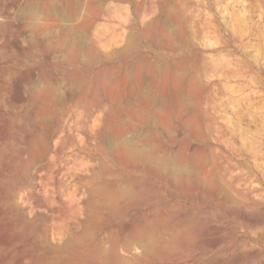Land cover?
Listing matches in <instances>:
<instances>
[{
	"label": "rangeland",
	"instance_id": "1",
	"mask_svg": "<svg viewBox=\"0 0 264 264\" xmlns=\"http://www.w3.org/2000/svg\"><path fill=\"white\" fill-rule=\"evenodd\" d=\"M143 228L128 264H264V0H0V264Z\"/></svg>",
	"mask_w": 264,
	"mask_h": 264
},
{
	"label": "bare ground",
	"instance_id": "2",
	"mask_svg": "<svg viewBox=\"0 0 264 264\" xmlns=\"http://www.w3.org/2000/svg\"><path fill=\"white\" fill-rule=\"evenodd\" d=\"M164 218H165V217H164ZM164 221H166V218L164 219ZM158 223H159V222H158ZM165 223H166V222H165ZM151 225H152V224H151ZM153 225H154V224H153ZM153 225H152V226H153ZM162 225L164 226V223L161 224V227H162ZM168 225H169V226H170V225L172 226L171 223L168 224ZM168 225H167V227H168ZM140 226H141V225H140ZM142 226H143V225H142ZM139 229H142V228H139ZM143 229L145 230V228H143ZM151 229H152V228H151ZM151 229L149 228V229H146V230H147V232H148V230L151 231ZM165 229H166V228H165ZM165 229H164V230H165ZM137 230H138V229H137ZM137 230H135V233H133V232L130 231V232H129L130 234H128V235H131L130 237H128V240H129V239H130V240H129V241H123V243H119V242H118V238H117V240H115V241L112 240L113 242H111V244H110V241H109L110 238H111L110 236H113V234H115V232H114V233L112 232L113 234L110 233V234H109L110 236L107 235L108 237H110L109 240L107 239V238H108L107 236H105V240L102 239V238L100 237V240H101V241H100V243H98V245H97V246H98V250H95V251H94V252H95L94 255H95V254H98L97 256H99L100 260H101V259L106 260V259L110 258L108 261L111 260V261L113 262V264H128V263H127L128 261L125 260V258H123L122 256H120V254H119V250H124V251H126V252H130V251L132 250V248H134V246H135V245L133 246L134 243H136V244L139 243V242H140V243H143L142 241H144V243H143V245H142V248H145V250H146L147 252L150 251L149 253H150L151 255H152L153 253H157V251H158L157 249H160V248L163 249V248H164L163 245H162V244H159V243L157 242L156 239H160V237H161V239H162V238L164 237V235H165L164 233L166 232L167 229H166L165 231L163 230V232H164V233H163V234H164L163 236H161V235H159V236L156 235L155 232H154L153 230H152V231H153V232H152V235H151V232H148V233H147V235L150 233V236H146V232H145L146 230L143 231V232H145L144 234H143V232H142L141 230H140V231H141L142 233L140 232V234H136V233H139V232H137ZM155 230H156V229H155ZM168 230H169V229H168ZM168 230H167V231H168ZM172 230H173V228H171V231H172ZM169 232H170V231H169ZM179 232H180V231H179ZM153 233L156 235L157 238L155 237V235H154ZM167 233H168V232H167ZM170 233H171V232H170ZM170 233H169V234H170ZM177 233H178V232H177ZM118 234H119V233H118ZM133 234H136L137 236H136V235H133ZM178 234H179V233H178ZM178 234H177V235H178ZM182 234H183V233H182ZM125 235H126V234H125ZM125 235H124L123 237H126ZM132 235L134 236L133 238H131ZM175 235H176V232H175ZM175 235L172 236V238L169 237L170 239H167V237H166V236H169V235H166V236H165L166 238H165V237H164V238H165V240H167V241H168V240L171 241V239H174L173 242L175 241L174 243L176 244L177 241L175 240V237H176L177 235H176V236H175ZM115 236H116V235H114V237H115ZM117 236H119V235H117ZM178 236H179V235H178ZM178 236H177V238L179 239ZM106 237H107V238H106ZM152 237H153V239H152ZM158 237H159V238H158ZM154 238H155V240H154ZM164 238H163V240H164ZM177 238H176V239H177ZM106 239L108 240V243L110 244L109 247L106 246V243H107ZM124 239H126V238H124ZM124 239H123V240H124ZM131 239H132V241H131ZM145 239H146V240H145ZM126 240H127V239H126ZM158 241L160 242V241H162V240H158ZM173 242H172V243H173ZM181 243H182V242H181ZM183 243H184V245H185V242H184V241H183ZM109 244H108V245H109ZM164 244H165L164 246H167V245H168V243H167V244L164 243ZM189 244H191V243H189ZM214 244H215V243H214ZM177 245H178V244H177ZM179 245H180V244H179ZM182 245H183V244H182ZM140 246H141V245H140ZM143 246H144V247H143ZM169 246H170V244H169ZM107 247H108V248H107ZM170 247H171V246H170ZM166 248H167V247H166ZM168 248H169V247H168ZM162 249H160L159 251H161ZM163 250H164V249H163ZM170 250H173V249H170ZM96 251H98V253H96ZM135 252H136V251H135ZM151 252H152V253H151ZM165 253H166V252H165ZM89 254H90V253H89ZM144 255H147V254H144ZM157 255H158V253H157ZM157 255H154V256L156 257ZM162 255H163V254H162ZM87 256H88V255H87ZM97 256H96V259H97ZM148 256H149V255H148ZM152 256H153V255H152ZM154 256H153V257H154ZM159 256H160V255H159ZM89 257H91V256H89ZM93 257H94V256H93ZM145 257H146V256H144V257L142 256V258L146 260L147 257H146V258H145ZM155 257H154V258H155ZM158 258H160V257H156L155 259H158ZM161 258H162V257H161ZM161 258H160V259H161ZM147 259H149V258H147ZM98 260H99V259H98ZM164 260H165V259H164ZM101 261H102V260H101ZM102 262H103V261H102ZM102 262H101V263H102ZM112 262H111V263H112ZM129 262H130V261H129ZM131 262H132V261H131ZM132 263H135V262H132ZM132 263H129V264H132ZM146 263H147V264H151V263H154V262H151V263H150V262H149V263L146 262ZM146 263H145V264H146ZM136 264H137V263H136ZM154 264H155V263H154ZM156 264H157V263H156Z\"/></svg>",
	"mask_w": 264,
	"mask_h": 264
}]
</instances>
